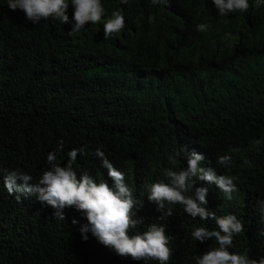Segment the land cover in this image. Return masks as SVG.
I'll list each match as a JSON object with an SVG mask.
<instances>
[{
  "label": "clouds",
  "instance_id": "1",
  "mask_svg": "<svg viewBox=\"0 0 264 264\" xmlns=\"http://www.w3.org/2000/svg\"><path fill=\"white\" fill-rule=\"evenodd\" d=\"M73 8L74 24L69 36L80 33L88 24H95V56L104 57V67L113 68L116 85L108 93L88 85L76 84L66 93L60 90L58 100H66L70 113L80 118L82 133L101 141L98 130L129 158H140L145 172L133 174L137 185L156 177H166L152 183L148 200L155 202L158 219L173 214L171 205H181L191 217L215 221L216 228L195 227L191 238L203 243L214 239L216 246L195 257L196 264H264V256L256 254V243L235 240L247 251H230L233 237L244 231V224L236 217L246 193L257 191L238 189L235 179L222 175L215 167H228L230 155H216L213 144L205 142L180 106L164 90L160 76L149 65L156 61L174 62L180 59L190 31L189 14L175 0H7L9 9L22 10L33 24L54 19L69 22V5ZM219 16L245 12V18L233 27L236 39H257L254 23L248 10L249 0H212ZM264 7V0H255ZM260 29L264 34V28ZM206 32L208 25L196 26ZM86 37V35H84ZM93 40V39H92ZM224 43V42H222ZM84 56L78 57L81 59ZM82 64V63H81ZM249 90L246 87H239ZM255 133L252 145L264 148V111L253 115ZM107 148V147H106ZM85 148L64 149L61 140L55 151L47 154L48 168L36 182L30 174L0 166L9 194H27L14 208L21 210V220L15 222L12 235L24 236L35 242L61 245L60 239L49 236L41 228H58L72 209L82 212L80 220H72L87 241L90 232L103 246L116 255L134 261H158L169 264L173 256L170 237L162 224L150 223L146 230L136 231L144 223L135 211L142 202L134 198L126 183L125 174L118 170L105 152L97 148L94 156L107 170L88 168L78 171L74 165ZM254 163V162H253ZM256 175H264V165ZM241 169V168H239ZM253 172L246 170V174ZM22 183H17V181ZM20 196L17 195V200ZM264 218V200H258ZM135 210V211H134ZM214 211L229 214L217 216ZM31 217V221H28ZM87 218V219H86ZM99 263L95 261L89 264ZM126 264V263H125Z\"/></svg>",
  "mask_w": 264,
  "mask_h": 264
},
{
  "label": "trees",
  "instance_id": "2",
  "mask_svg": "<svg viewBox=\"0 0 264 264\" xmlns=\"http://www.w3.org/2000/svg\"><path fill=\"white\" fill-rule=\"evenodd\" d=\"M189 14L190 31L182 48L180 59L174 62L156 61L149 65L163 81L164 90L187 115L194 127L202 133L205 142L213 144L216 155H230L228 167H215L222 175L235 179L238 189L259 188L246 193L236 217L244 224V231L233 237L230 251H250L235 240L256 243V254L264 256V218L259 212L258 200H264V175H256L264 165V148L252 145L255 133L254 111H264V7L249 0L250 20L254 23L256 38L236 39L233 27L245 18V12L219 16L212 0H175ZM69 5L68 23L59 20H41L33 24L22 10H11L7 0H0V166L30 174L33 182L49 166L47 154L55 151L60 141L69 152L85 148L74 164L78 171L88 168L107 170L94 156L97 148L103 150L113 165L125 174L133 196L142 202L135 211L144 223L133 229L144 231L150 223L162 224L170 237L173 249L169 264H196L195 257L210 247L214 239L201 243L191 238L195 227L216 228L215 221H202L187 214L183 206L171 205L173 214L158 219L155 202L148 200L149 186L166 177H156L137 185L133 174L145 172L140 158L127 154L98 133L103 144L83 132L80 118H74L66 100H58L60 90L66 93L76 84L88 85L108 93L116 85L113 68L104 67V57L95 56V43L102 48L103 41L94 39L95 24H88L80 33L69 36L74 21ZM208 25L206 32L196 26ZM86 35V37H84ZM93 39V40H92ZM224 42V43H222ZM84 56L81 63L78 57ZM246 87L249 90L241 89ZM254 162V163H253ZM241 168V169H239ZM246 170L253 173L246 174ZM22 183V181H17ZM17 195L20 199L17 200ZM27 194H9L0 174V264H159L158 261H134L116 255L100 244L89 232L82 239L72 220H80L82 212L72 209L58 228H41L43 233L60 239L61 245L35 242L12 235L15 222L21 220V210L15 211ZM217 216L229 214L214 211ZM87 219V218H86ZM28 217V221H31Z\"/></svg>",
  "mask_w": 264,
  "mask_h": 264
}]
</instances>
